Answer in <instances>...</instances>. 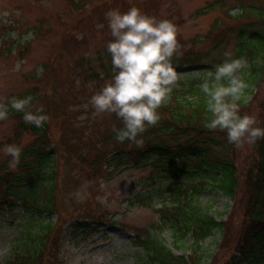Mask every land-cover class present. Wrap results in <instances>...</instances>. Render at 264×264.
<instances>
[{
  "label": "rangeland",
  "instance_id": "rangeland-1",
  "mask_svg": "<svg viewBox=\"0 0 264 264\" xmlns=\"http://www.w3.org/2000/svg\"><path fill=\"white\" fill-rule=\"evenodd\" d=\"M82 2L89 8L77 12L70 0H0V98L32 96L30 108L43 107L51 138L66 148L55 163V214L45 218L46 223L59 221L65 226L61 241L53 248H46V264H142V250L134 245L135 235L142 229L160 238L175 256L187 257L193 239L188 236L177 249L169 223L162 227L165 221L158 210L162 206L171 208L172 203L165 202V197L160 198L157 192L167 190L172 182L167 183L155 173V158L129 167L108 168L104 163L98 174L79 160L84 156L90 162L97 151H111L117 143L111 133L119 125L114 114H94L89 100L109 79L100 76L101 81L95 80L83 60L87 59L94 71L101 73V62L107 56L106 45L111 38L106 12L111 9L126 12L135 6L147 15L171 20L177 26L179 57L194 62L201 56L196 66H174L176 87H182L192 79L203 80L209 67L224 61L225 53L234 58L241 33H254L262 27L264 0ZM13 43L18 44L17 49L20 44H27V53L13 51L4 55V44ZM244 78L247 80L248 75L244 74ZM247 96L248 101L239 102L241 115L255 116L256 126L263 125L264 86L248 88ZM16 115L9 109L8 119L0 121V141L9 139L10 144L25 150L33 137L19 128ZM217 142L225 143L226 138H217ZM3 147L0 173L5 172L4 168L17 173V167L9 168L11 157L3 154ZM127 148L133 145L128 143ZM218 151L212 148L213 154ZM255 156L254 143L233 145L228 153L237 168L240 198L247 191L246 179ZM205 178L207 183H212L211 174ZM197 180L196 184L204 181ZM180 182L185 185L191 181L182 178ZM200 189L195 205L225 226L221 234L214 232L200 244V254L205 257L204 264H225L235 254L241 237L244 205L241 200L231 202L207 184ZM149 197H152L150 205L143 202ZM14 213L15 219L9 216L6 204L0 209V264L6 263L14 237L27 224V215L18 206ZM85 221L87 232H76L78 223Z\"/></svg>",
  "mask_w": 264,
  "mask_h": 264
},
{
  "label": "trees",
  "instance_id": "trees-1",
  "mask_svg": "<svg viewBox=\"0 0 264 264\" xmlns=\"http://www.w3.org/2000/svg\"><path fill=\"white\" fill-rule=\"evenodd\" d=\"M70 2L77 12L85 9L83 6L86 5H83L82 0ZM261 26L254 33L242 32V37L235 46L234 58H245L248 61V67L244 70V74L248 75V88L264 86V20ZM35 32L37 34V31ZM17 45H4V55H10L12 50L17 54L27 53V44L20 45L18 49L15 48ZM200 57L190 62L174 54L172 63L178 68L196 66ZM83 65L91 69L95 80L101 81L100 76L111 79L113 75L108 53L101 62V73H96L87 59L83 60ZM212 69L214 66L209 67L207 72ZM201 83V79H192L182 87H174L171 99L158 109L159 121L153 126H148L138 137L142 139V144L116 141L111 151H97L94 160L89 162L84 156L79 157V160L88 164L94 174H98L104 163H107L108 168L139 166L153 157L155 173L163 176L162 179L167 180V183L172 182L165 191L159 190L158 193L156 189L160 198L165 197V202L172 203L171 208L162 207L159 211L165 221L163 227L169 223L174 238L173 244L177 249L184 244L188 236L193 239V248L190 249L189 256L177 257L171 249L165 247L160 238L142 229L135 235V243L143 252L142 264H204L205 257L200 254V244L215 231L221 234L225 229L224 223L217 222L205 209L195 205L196 196L205 184L212 186L231 202L241 200L244 205L240 223L241 237L236 243L235 254L231 255L225 264H264V139L254 143L256 156L253 168L246 179L247 191L240 198L237 168L233 159L228 157L233 145L227 141L225 132L210 130L205 126L211 119V114L206 109V97L200 89ZM30 109L35 111L37 108L34 106ZM16 113L19 128L30 134L33 141L28 149L22 150L17 173L8 172L7 168L3 169L5 172L0 173V202L3 203H0V209L6 204L8 214L15 219L17 216L14 211L18 206L26 213L27 224L14 237L11 255L5 264H46V248H53L61 241L65 226L59 221L55 224L46 223L45 218L55 214L56 181L53 175L56 159L66 148L51 138L46 122L37 128L25 123L23 113ZM116 119L119 124L116 129L122 128L123 122L117 117ZM259 127H264V123ZM111 134H114L112 138L115 139V132ZM223 137L226 142L218 143L217 138ZM10 143L9 139L0 141V148ZM128 143H131L133 148H127ZM212 148L219 149L218 153L213 154ZM209 174L212 180L210 184L205 178V175ZM153 178L151 177V183L155 186ZM182 178L191 182L184 185L180 182ZM159 179L161 181L160 176ZM197 179L204 181L196 184ZM173 181L177 183L174 184ZM143 202L150 205L152 197ZM78 225L77 232H87L88 226L85 223Z\"/></svg>",
  "mask_w": 264,
  "mask_h": 264
},
{
  "label": "clouds",
  "instance_id": "clouds-1",
  "mask_svg": "<svg viewBox=\"0 0 264 264\" xmlns=\"http://www.w3.org/2000/svg\"><path fill=\"white\" fill-rule=\"evenodd\" d=\"M105 19L111 37L106 51L111 57L113 75L91 96L89 104L94 114H115L123 122L122 128L113 129L118 142L140 145L143 141L138 137L159 121L158 109L168 103L176 86L172 58L179 47L177 26L171 20L147 15L135 6L126 12L111 9ZM247 67L245 58L225 53L224 61L209 70L200 84L206 109L211 114L205 126L225 132L227 141L236 147L264 139V127L256 126V117L240 113L239 102L250 99L244 78ZM32 100V96L0 98V121L8 119L11 109L23 113L25 123L42 127L48 116L43 107L32 111ZM2 152L11 157L9 168L15 169L20 163L21 147L7 144Z\"/></svg>",
  "mask_w": 264,
  "mask_h": 264
}]
</instances>
